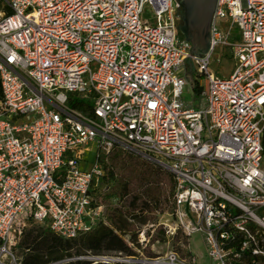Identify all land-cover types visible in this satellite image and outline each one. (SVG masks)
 Returning <instances> with one entry per match:
<instances>
[{"label": "built area", "instance_id": "obj_1", "mask_svg": "<svg viewBox=\"0 0 264 264\" xmlns=\"http://www.w3.org/2000/svg\"><path fill=\"white\" fill-rule=\"evenodd\" d=\"M180 22L178 0H0V264L28 227L74 241L107 225L118 152L173 181L168 223L140 226L142 248L162 230L202 236L211 264H264V0H218L203 56Z\"/></svg>", "mask_w": 264, "mask_h": 264}, {"label": "trees", "instance_id": "obj_2", "mask_svg": "<svg viewBox=\"0 0 264 264\" xmlns=\"http://www.w3.org/2000/svg\"><path fill=\"white\" fill-rule=\"evenodd\" d=\"M189 82L195 96L200 97L201 86L193 79L191 72ZM69 106L86 115H92L90 105L70 101ZM112 160L113 164H120L122 175L117 174L110 193L102 196L105 201L111 198L119 200L116 208L108 209L107 225H102L74 241H63L41 228L32 227L25 232L20 246L24 250L20 264H103L86 259L113 257L144 264L155 259L152 254L145 252L144 255L141 252L137 231L161 210L164 171L121 152L115 153ZM112 167L115 170L113 165ZM161 233L165 235L162 230L158 231V235Z\"/></svg>", "mask_w": 264, "mask_h": 264}, {"label": "rangeland", "instance_id": "obj_3", "mask_svg": "<svg viewBox=\"0 0 264 264\" xmlns=\"http://www.w3.org/2000/svg\"><path fill=\"white\" fill-rule=\"evenodd\" d=\"M182 21V20H181ZM183 27V23H179V29ZM181 37L185 39L184 35L182 34L181 30ZM202 55V54H198ZM221 56V51L217 50L214 59L213 64L211 65V71L218 75L220 78L227 79L230 77L233 68L234 63L231 60L223 59L221 63H218V58ZM189 64L187 65V69L189 71ZM194 77V76H193ZM201 86V84L199 83ZM194 96V99H193ZM184 99L186 101V104L188 107L193 108L195 110H200L203 106V99L200 97H196L193 91L192 84L188 82V87L185 90V96ZM94 148H92V151ZM135 159H140L136 156H133ZM86 164H90L93 160L92 153L88 154L84 158ZM141 160V159H140ZM143 161V160H142ZM115 167V170H117V174L122 175V168L120 167V164H113ZM163 183H162V191H163V199H162V206L161 210L158 213L162 217V222L167 224L168 223V214H171V205L169 201V197L172 194L173 190V181L171 176L167 172H163ZM32 227H28L22 231L21 237L16 236L13 238L11 242V252L16 260V264H20L22 260V256L24 254V250L20 248L23 237L26 231L30 230ZM154 238V241H153ZM151 239V242L147 248H142L141 252L145 255L146 253L152 254L155 259L158 258H164L169 253H177L179 257L181 258L182 262L189 263V264H211V261L208 258L207 255V249L203 240V237L200 235H196L191 239V242L188 243L186 240H184L181 236H178L174 239L168 238L162 233L158 235V232L155 234V236ZM185 246L183 248L182 246ZM146 252V253H145ZM191 253L195 256L192 257ZM87 261L93 262V261H105L109 260V262L114 263H123V264H134L131 263L130 260L123 259V258H87Z\"/></svg>", "mask_w": 264, "mask_h": 264}, {"label": "water", "instance_id": "obj_4", "mask_svg": "<svg viewBox=\"0 0 264 264\" xmlns=\"http://www.w3.org/2000/svg\"><path fill=\"white\" fill-rule=\"evenodd\" d=\"M182 9L180 28L194 56H203L210 50L211 31L218 0H178ZM202 54V55H198ZM131 263H136L131 261ZM143 263V262H140Z\"/></svg>", "mask_w": 264, "mask_h": 264}, {"label": "flooded vegetation", "instance_id": "obj_5", "mask_svg": "<svg viewBox=\"0 0 264 264\" xmlns=\"http://www.w3.org/2000/svg\"><path fill=\"white\" fill-rule=\"evenodd\" d=\"M181 17H182V9H181ZM182 22V21H181ZM179 32H180V29H179ZM181 34V33H180Z\"/></svg>", "mask_w": 264, "mask_h": 264}]
</instances>
